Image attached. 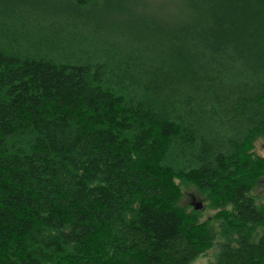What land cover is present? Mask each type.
<instances>
[{"label": "trees", "instance_id": "trees-1", "mask_svg": "<svg viewBox=\"0 0 264 264\" xmlns=\"http://www.w3.org/2000/svg\"><path fill=\"white\" fill-rule=\"evenodd\" d=\"M133 1L0 0V264H264V0Z\"/></svg>", "mask_w": 264, "mask_h": 264}, {"label": "rangeland", "instance_id": "rangeland-1", "mask_svg": "<svg viewBox=\"0 0 264 264\" xmlns=\"http://www.w3.org/2000/svg\"><path fill=\"white\" fill-rule=\"evenodd\" d=\"M113 1V0H111ZM147 4L151 3V0H145ZM136 1L134 0L133 3ZM148 7V5H146ZM161 8V7H160ZM164 8V7H163ZM161 8V9H163ZM154 8H152L153 11ZM161 9L158 13L161 12ZM249 149L253 153L264 155V136L258 135L255 136L249 144ZM182 194L180 196V203L189 207H198L199 210V219H203L208 217L211 213L214 212V206L207 203L203 194H201L194 185L189 186H181ZM252 193H254L257 197V201L263 197L264 194V173L257 179L256 184L252 187ZM213 248L206 249L203 254H199L197 257L193 259L191 264H205L207 261L212 260L214 257Z\"/></svg>", "mask_w": 264, "mask_h": 264}]
</instances>
